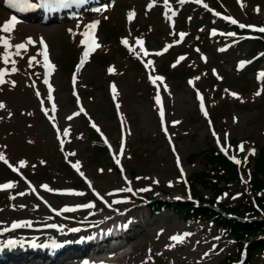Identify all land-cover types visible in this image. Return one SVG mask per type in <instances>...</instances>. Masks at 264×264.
<instances>
[{
  "label": "rangeland",
  "instance_id": "obj_1",
  "mask_svg": "<svg viewBox=\"0 0 264 264\" xmlns=\"http://www.w3.org/2000/svg\"><path fill=\"white\" fill-rule=\"evenodd\" d=\"M207 1L241 24L264 25V0ZM185 3L180 0H168L167 3L162 0L150 3L146 0H108L99 13L84 11L81 17L73 20L41 23L36 19L22 23L16 19L19 27L8 34L2 28L13 16L0 5V38H7L10 42L7 49L0 43V71L5 72V83L0 85V104L5 105L0 109V155L10 167L22 170L34 185L33 190L29 189L19 174L9 173L5 162L0 160V184L13 185L0 191V225L23 223L30 227L33 221L51 223L55 218L47 211L43 200L60 214L65 209H87L86 216L106 217L99 210L101 207L93 208L99 206L90 197L95 186L111 204L122 202L121 209L115 213L131 211L143 217L142 224H149L148 230L135 229L136 237L124 250L131 254V246H137L141 251L150 249V260L146 264H225L226 257L233 255L235 239L208 221H185L181 215L168 209L152 214L146 203L124 210L134 200L152 195L170 200L190 198L185 179L202 166L188 164V155L215 146L209 136L211 123L205 115L206 104L211 111L214 108L213 112L220 110L213 117L212 125L223 144L224 153L239 161L238 165L242 167L246 158L264 145V81L259 83L251 79L256 73H252L249 67L239 68V72L233 69L236 59L251 56V44H240L231 57H215L214 48L221 42H214L208 50L201 46L205 55L201 59L195 54L197 50L192 49L193 45H199L195 20L201 17L209 22L211 18L187 9ZM130 14H134L131 20ZM188 16L192 21H188ZM94 23L97 25L96 36H85ZM202 36L207 37L206 30ZM38 37L41 39L35 40ZM88 37L95 39L100 47L80 67L83 54L91 43L87 41ZM29 39L32 44H28ZM125 40L130 53L122 49ZM138 41H143L142 48ZM21 43L25 49L18 50L16 45ZM45 45L49 62L54 66L47 76L43 56ZM169 47H172L170 52L163 56ZM17 51L19 55H16ZM5 54L9 57L7 64L3 60ZM78 55L79 63L71 72L70 66ZM12 61H15L16 71L12 70ZM29 61H32L31 66ZM141 61L145 63L144 68ZM149 61L151 65L146 66ZM207 62L212 64H208L209 69L204 73L203 64ZM213 67L215 75L220 76L218 82L214 81ZM185 68L195 72L192 84L187 85L181 79ZM259 69L264 71V64ZM72 73L75 83L71 79ZM160 73L166 75L161 89L157 82L154 84L149 79V76L154 78ZM207 78L210 86L205 89L203 79ZM49 85L53 89L51 100L47 98ZM113 85L116 87L115 98ZM159 89L169 132L183 164L181 173L174 167L173 157L159 129L156 102ZM198 89L203 92L206 104L197 99ZM76 94H80L85 111L69 120L68 117L77 111ZM46 113L59 127L69 129L66 159L76 163L94 186L90 181L75 186L79 181L64 164L54 133L44 118ZM88 118L94 119L116 146L123 118L127 136L124 164L131 186L122 184L106 154L93 152L92 144L100 142L92 135ZM21 162H24L23 167ZM249 173L250 168L242 177L243 184ZM241 187V184H231L229 190L234 194L233 198L226 200L224 196L216 202L220 204L226 200L234 204ZM117 194H122L123 199L116 198ZM201 196L206 201L212 200L207 191H201ZM77 230L79 228L71 227L66 232ZM174 236L181 237V241L173 240Z\"/></svg>",
  "mask_w": 264,
  "mask_h": 264
},
{
  "label": "trees",
  "instance_id": "obj_2",
  "mask_svg": "<svg viewBox=\"0 0 264 264\" xmlns=\"http://www.w3.org/2000/svg\"><path fill=\"white\" fill-rule=\"evenodd\" d=\"M94 149L98 153H104V149ZM188 158L189 164L198 163L202 166V169L194 171L188 178L198 204L152 197L147 201L150 208H168L181 215L184 220H207L216 229L225 230L235 239L237 247L225 264L239 258L242 259V264H264V218L257 219L258 215L264 213V145L259 146L256 156L248 161V164L252 163L250 179L240 188V197L234 204L225 202L216 205L215 200L230 192L231 184H240L237 166L213 147L191 153ZM201 191L209 192L212 200L206 202ZM228 197H232V194L228 193Z\"/></svg>",
  "mask_w": 264,
  "mask_h": 264
},
{
  "label": "bare ground",
  "instance_id": "obj_3",
  "mask_svg": "<svg viewBox=\"0 0 264 264\" xmlns=\"http://www.w3.org/2000/svg\"><path fill=\"white\" fill-rule=\"evenodd\" d=\"M45 7L46 9L48 8V6ZM45 17L52 19V17H48V13L45 14ZM28 20L35 21L36 19L29 18ZM23 21L22 23H25L26 20L24 19ZM19 25L20 24H16L14 29L18 28ZM36 39L41 38L38 37L35 38V40ZM102 212L104 216L108 215L107 211L102 210ZM112 212L113 210L109 213ZM68 214L72 216V219L68 222H61L62 225H87L90 227H87V230L74 231L71 234L65 235L59 231L50 230V228H41L38 230L36 228L32 229L21 226L13 228V225L11 224L7 226L0 225V237L7 238V240L14 238L15 236L25 237V239H22L21 243H24L25 240H29L34 246L33 250H29V254H25L23 260L14 264H146L150 260L148 258L151 250L145 248L141 251L137 246L130 247L133 254H126L117 258L111 256L101 257L108 253L105 244L109 238L107 232L103 233L101 228L105 225H112L115 222L123 226L126 224V231L120 236V239L123 241V244H125V247H127L129 241L137 235L134 233V229L141 228L142 230H148L149 224H142V216L130 212L126 215L112 213L108 218H104L100 216H86L85 210L76 212L72 211ZM100 219H102V221ZM56 221L60 222V220ZM33 225L43 226L40 222L34 221L32 222V226ZM48 237H52V239L48 240ZM85 238L87 239L85 240ZM53 239H56L55 242L66 240L65 242L68 241L69 244L65 250L57 251L54 247L50 246V242H52ZM9 242L7 243V248ZM140 255H143V257H137Z\"/></svg>",
  "mask_w": 264,
  "mask_h": 264
},
{
  "label": "snow or ice",
  "instance_id": "obj_4",
  "mask_svg": "<svg viewBox=\"0 0 264 264\" xmlns=\"http://www.w3.org/2000/svg\"><path fill=\"white\" fill-rule=\"evenodd\" d=\"M58 2L61 3V4H66L68 2V0H58ZM180 2L181 3H184V2H186V0H180ZM197 2H199V0H197ZM165 3H167V0H165ZM7 4H8L9 7L15 8L17 10H22L21 9V6L32 7V5L29 4V0H7ZM205 7H207V5H205ZM133 17H134V14H130L129 15V20H131ZM225 19H230V18H225ZM230 22L232 24H236L237 23L234 19H230ZM16 24H17L16 18L15 17H12L11 22L10 23H6L3 26L2 31L5 34H8V33H10L14 29V27H15ZM239 26L241 28H245L246 27L243 24H241ZM95 27H96V24L95 23L92 24V25H90V28L91 29H95ZM258 31L261 32V33H264V28H259ZM228 35L234 36L235 33H229ZM85 36H90V33H85ZM180 36H181V39H183V34H180ZM0 43L3 44V47L5 49H7V48L10 47V42H9V40L7 38H0ZM41 43H43V41H41ZM127 43L128 42L125 40L124 41V44L127 45ZM138 43L140 44V46L142 48L143 47V41H138ZM28 44H32V40L31 39H29ZM99 47H100V45L95 41V39H92L91 40V43L88 44L87 50L83 54L84 59L81 60L80 67H83V65L87 61L89 55L96 48H99ZM16 48L18 50H23V49H25V45L21 43V44L16 45ZM159 54L160 53H157V55H159ZM16 55H19V51H17ZM43 56H44V67L46 69L45 76H47L49 74V72H51L54 69V66L49 62L48 52H47V46L46 45H45V50L43 52ZM33 59H35V58H33ZM181 59H183V58H181ZM3 60H4V63L5 64H7L9 62V57H8L7 54H5V56L3 57ZM31 63H32V61H29V66H31ZM12 65H13L12 70L13 71H16L15 61H12ZM150 65H151V62L149 61L148 62V65H146V66H150ZM80 67L77 68V71L80 70ZM173 67H175V65H173ZM4 77H5V72L4 71H0V85H2V84L5 83ZM261 77L264 78V73L261 74ZM151 79H152V83H154V84L157 81H161L162 82V80H163V78L160 77V76H156V77L151 78ZM44 82H45V84H48V80L47 79H45ZM73 82L75 83V77L73 78ZM52 91H53V89H52L51 85H49V87H48V96H47L48 100H51L52 99ZM112 93H113V98H115V95H116V87L114 85L112 86ZM36 95L39 96L40 93L37 92ZM233 95H235V94H233ZM156 102H157V104H160L161 103L159 94H157V96H156ZM4 107H5V105L0 104V109H3ZM117 107H119V106H117ZM54 108H55V106L53 105V110H54ZM201 108L203 109V104H201ZM80 111L82 112L83 109L81 108ZM75 115L79 116L80 115V112L75 113ZM205 115H207V113H205ZM160 116H161V119L163 120V117H164V111H163V109L160 110ZM68 119L69 120H72L73 117L72 116H69ZM174 123H179V121H175ZM92 127L93 128H96V125L95 124H92ZM97 131H99L98 128H97ZM58 135H59V130H58ZM69 135H70L69 129H67V128L63 129V136L66 137V136H69ZM61 144H63V140L61 141ZM240 148H241V151L244 150L243 145H241ZM71 154L72 155H75V153H71ZM0 160H3L5 163H7V160H5V158H4L3 155H0ZM177 162L179 163V160ZM236 163H239V161H236ZM23 166H24V162H21V167H23ZM13 170L15 171L16 169H13ZM12 187H13L12 184H5L3 186H0V190L10 189ZM147 190L148 189H144V191H147ZM88 207H92V205H88ZM65 211H70V209H65ZM13 227L15 228V227H17V225H13ZM172 239L173 240H176V241H181L182 238L179 237V236H174V237H172Z\"/></svg>",
  "mask_w": 264,
  "mask_h": 264
}]
</instances>
